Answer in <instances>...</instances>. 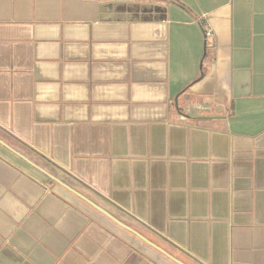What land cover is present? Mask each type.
<instances>
[{"label":"crops","instance_id":"1","mask_svg":"<svg viewBox=\"0 0 264 264\" xmlns=\"http://www.w3.org/2000/svg\"><path fill=\"white\" fill-rule=\"evenodd\" d=\"M147 1L0 0V264H264V0Z\"/></svg>","mask_w":264,"mask_h":264},{"label":"built area","instance_id":"2","mask_svg":"<svg viewBox=\"0 0 264 264\" xmlns=\"http://www.w3.org/2000/svg\"><path fill=\"white\" fill-rule=\"evenodd\" d=\"M205 32H206L207 40H210V38L213 37V31L210 28L206 27V31ZM201 108L207 109L206 107H201Z\"/></svg>","mask_w":264,"mask_h":264},{"label":"water","instance_id":"3","mask_svg":"<svg viewBox=\"0 0 264 264\" xmlns=\"http://www.w3.org/2000/svg\"><path fill=\"white\" fill-rule=\"evenodd\" d=\"M1 142V141H0ZM3 144V142H1ZM19 156H21L19 153H17ZM23 159L27 160L25 157L21 156ZM30 162V161H29ZM49 176H51V178H53L54 180H56L57 182H59L60 184L66 186L63 182L59 181L57 178H55L54 176L48 174ZM67 187V186H66Z\"/></svg>","mask_w":264,"mask_h":264},{"label":"rangeland","instance_id":"4","mask_svg":"<svg viewBox=\"0 0 264 264\" xmlns=\"http://www.w3.org/2000/svg\"><path fill=\"white\" fill-rule=\"evenodd\" d=\"M158 1H161V0H148L147 2H149V3H156Z\"/></svg>","mask_w":264,"mask_h":264}]
</instances>
